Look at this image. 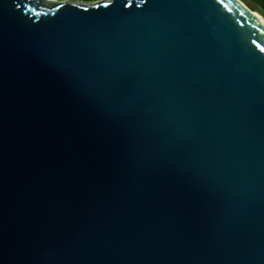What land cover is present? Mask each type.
Returning <instances> with one entry per match:
<instances>
[{
  "label": "water",
  "instance_id": "obj_1",
  "mask_svg": "<svg viewBox=\"0 0 264 264\" xmlns=\"http://www.w3.org/2000/svg\"><path fill=\"white\" fill-rule=\"evenodd\" d=\"M257 44L241 0H0V264H264Z\"/></svg>",
  "mask_w": 264,
  "mask_h": 264
},
{
  "label": "trees",
  "instance_id": "obj_2",
  "mask_svg": "<svg viewBox=\"0 0 264 264\" xmlns=\"http://www.w3.org/2000/svg\"><path fill=\"white\" fill-rule=\"evenodd\" d=\"M56 1H65V0H56ZM67 1H79V2H96L98 0H67ZM249 1L253 6H255L258 11L261 13L262 17L264 18V0H247Z\"/></svg>",
  "mask_w": 264,
  "mask_h": 264
},
{
  "label": "snow or ice",
  "instance_id": "obj_3",
  "mask_svg": "<svg viewBox=\"0 0 264 264\" xmlns=\"http://www.w3.org/2000/svg\"><path fill=\"white\" fill-rule=\"evenodd\" d=\"M102 2H103V5H104V6H107L108 4H110V3L112 2V0H102ZM129 2H130V0H129ZM218 2L221 3V4H224V0H218ZM15 6H16L17 8H20V7H21V4L16 3ZM72 6H73V7H80L79 4H73ZM96 6H97V5H95V4L90 5V7H96ZM125 6H127V5H125ZM24 7L27 8L28 5H24ZM56 7H57V8H60V7H62V4H57ZM253 43H256V42L253 41ZM257 47L260 48L261 51H264V47H261L259 44H257Z\"/></svg>",
  "mask_w": 264,
  "mask_h": 264
},
{
  "label": "rangeland",
  "instance_id": "obj_4",
  "mask_svg": "<svg viewBox=\"0 0 264 264\" xmlns=\"http://www.w3.org/2000/svg\"><path fill=\"white\" fill-rule=\"evenodd\" d=\"M67 1V0H65ZM241 2L248 8L250 9L253 13H255L262 21H264V19L261 17V13L258 11V9L253 6L249 1L247 0H241Z\"/></svg>",
  "mask_w": 264,
  "mask_h": 264
},
{
  "label": "bare ground",
  "instance_id": "obj_5",
  "mask_svg": "<svg viewBox=\"0 0 264 264\" xmlns=\"http://www.w3.org/2000/svg\"><path fill=\"white\" fill-rule=\"evenodd\" d=\"M255 14V13H254ZM256 15V14H255ZM256 17L264 24V21H262L257 15H256Z\"/></svg>",
  "mask_w": 264,
  "mask_h": 264
}]
</instances>
